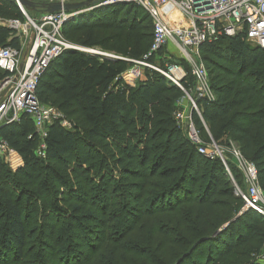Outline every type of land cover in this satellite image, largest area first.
<instances>
[{"label":"trees","instance_id":"1","mask_svg":"<svg viewBox=\"0 0 264 264\" xmlns=\"http://www.w3.org/2000/svg\"><path fill=\"white\" fill-rule=\"evenodd\" d=\"M21 16L13 0H0L1 18ZM148 20L133 4H109L63 23L78 45L118 58L67 49L48 65L36 96L63 112L70 127L47 125L44 157L36 154L28 115L1 125L22 165L12 170L0 157V264H259L264 218L242 209L219 158L177 135L179 87L147 68L135 86L121 77L128 59L149 50ZM13 33L0 24V47H18ZM200 52L215 100L197 99L200 116L193 111L192 121L204 141L205 128L215 141H236L264 196V49L236 34L206 42ZM182 85L188 89L190 80ZM70 176L72 184L64 181ZM36 211L34 236L27 224Z\"/></svg>","mask_w":264,"mask_h":264},{"label":"built area","instance_id":"2","mask_svg":"<svg viewBox=\"0 0 264 264\" xmlns=\"http://www.w3.org/2000/svg\"><path fill=\"white\" fill-rule=\"evenodd\" d=\"M13 1L26 17L27 23L10 19L8 24L1 25L12 29L18 38H24L25 41L29 38V32L32 35L31 41L24 48L10 45L0 47V71L5 74L0 81V124L15 122L21 115H28L39 139L36 154L44 157L47 125L54 120L64 128H69L70 124L57 109L44 107L37 98L35 89L48 65L64 50L72 48L63 36L62 26L74 14L69 16L70 13L59 10L52 13L42 12L31 19L18 0ZM41 1L46 0H39ZM56 1L68 2V0ZM109 4H133L149 17L152 24V41L148 52L141 59H128L131 65L122 72L123 81L127 85H134L141 75V69L147 68L160 73L171 83L185 90L182 82L187 76L185 69L188 70L193 80L194 95L189 97L190 105L187 112L176 113V119L181 120L189 142L199 153L209 158L220 159L235 195L243 201L242 209H252L264 218V196L254 164L236 147L221 148L214 143L215 151L212 148L209 150L191 117L193 111L200 116L195 102L197 99H205L209 102L215 100L208 72L201 57L200 45L213 42L221 35L243 34L248 42L264 49V0H98L97 2L98 6ZM169 43L179 51V59L186 63V67L181 65V62L179 64L172 62L170 54L173 53L172 51H162ZM158 59L164 61L163 68L155 65ZM7 147V143L0 137V149ZM230 167H234L236 176L231 172ZM255 258L257 263L264 264V243Z\"/></svg>","mask_w":264,"mask_h":264},{"label":"rangeland","instance_id":"3","mask_svg":"<svg viewBox=\"0 0 264 264\" xmlns=\"http://www.w3.org/2000/svg\"><path fill=\"white\" fill-rule=\"evenodd\" d=\"M89 6H87L86 8H88ZM84 11H87V10H84ZM21 15H22V13H21ZM27 15L31 18V19H34V18H36V15L34 16V15H29L28 13H27ZM179 15V14H178ZM13 19V18H12ZM18 20H20L23 24H26L27 23V19H26V17L24 16V15H22L21 16V18H17ZM10 21V19L9 18H1L0 17V24H2V23H4V24H8V22ZM146 23H148V25H149V31L151 32V23H150V21L148 20ZM102 33H104L103 31H101ZM101 33V34H102ZM31 35H32V33L31 32H29V38L27 39V43H29L30 41H31ZM63 36H64V38H65V40L67 41V43L69 44V45H71L72 46V48H70L71 50H80V51H84V50H82V49H91V50H93L94 52H98V53H104V54H109V55H112L111 53H109L108 51H106V50H104V49H101V48H99V47H87V48H85V47H82V46H80V45H78L77 43H76V38H75V33H74V31L72 30V27H70L69 25H65V27H64V31H63ZM26 46V45H25ZM167 50H169V51H172L173 53H170L171 54V60H172V62L173 63H177V64H179V51L175 48V46L174 45H172L171 43H169V44H167L166 46H165V48L164 49H162V51L164 52V51H167ZM85 52V51H84ZM163 52H161V54L163 53ZM100 56V55H99ZM155 65L157 66V67H159V68H163L164 67V61L163 60H160V59H158L157 61H155ZM181 65H183L184 67H186V63L184 62V61H182L181 60ZM185 69V68H184ZM146 68H142L141 69V75H140V78L138 79V81L139 80H141L142 78H144V74H145V72H146ZM185 71L187 72V76L185 77L186 79H187V81H189L190 80V86H189V88L188 89H185V90H182L181 88H179V94H177V97H175V99H174V102H173V105H174V107H175V109H177L176 111H175V113H181V112H187V110H188V108H189V105H190V100H189V97H191V96H193L194 95V93H193V80H192V77L190 76V73H189V71L188 70H186L185 69ZM208 72V71H207ZM207 75H208V79H209V81H210V78H211V76L209 75V72L207 73ZM137 81V82H138ZM137 82H135V84L134 85H132V86H135L136 84H137ZM42 103V105L45 107V106H50V107H53V106H51L49 103H46V102H41ZM54 108V107H53ZM60 113H63V112H60ZM233 112H231L230 113V115L232 116H234V114H232ZM232 116V118H234ZM234 120V119H233ZM235 121V120H234ZM238 125H240L241 124V122L239 121V122H237V121H235ZM30 123H31V127L33 128V129H35V127H34V125H33V123H32V121H30ZM175 131H176V133H177V135L179 136V137H184V138H186V139H188L187 138V133H186V131H185V128L183 127V123L181 122V120L179 121V119L175 122ZM205 131H206V129H205ZM206 134H207V137H208V141H204L205 142V144H206V146H207V148H209V150L212 148L214 151H215V149H214V143L216 144V145H218V146H220L221 148H223V147H236V148H238L239 146H238V144L236 143V141L235 140H233L229 135L228 136H223V137H221L220 139H217L216 141L211 137L210 138V134H209V132L208 131H206ZM39 143V139H38V142H37V144ZM99 144H101L100 142H99ZM239 149V148H238ZM84 153H86V151L84 150ZM13 156L12 155H10V157L8 158L7 157V159H11L10 161H13L12 158ZM7 163V162H6ZM15 163V162H14ZM79 164L78 165H82L81 164V162H78ZM89 162H85L84 163V166L85 167H87V169H89V164H88ZM7 165H8V163H7ZM59 169V168H58ZM75 171V174H80L81 173V170L80 169H78L76 166H75V169H74ZM60 172H62V171H66V170H64V169H60L59 170ZM67 171H70L69 169L67 170ZM90 173H92V171H90ZM65 174H66V172H65ZM72 177L73 176H70L69 178H68V181H67V178H65L64 179V181L65 182H70L71 184L72 183H74V181L72 180ZM84 178V177H83ZM82 178V179H83ZM62 189H66V188H62ZM66 191V190H65ZM59 193H62V190H60V192ZM58 207H62V209L64 208V209H67V211L68 210H70V205L69 204H64L63 202H59V201H56V203H55ZM88 209H90L89 207L88 208H86V211L88 210ZM37 211L35 212V214L31 217V219H30V221H29V223L27 224V229H29L30 231H33L34 233H33V235L35 236L38 232H37V228L38 227H36V225L37 224H40V223H38V221H37V218H35V217H37ZM30 214V211H28L27 212V215H29ZM41 221H43V218H41ZM40 221V222H41ZM31 240H33V237H32V239ZM106 243H104L103 244V247H106ZM202 249L204 250V249H206V246L204 245L203 247H202ZM36 250H32V252L29 254V256H33V257H35V255H36V252H35ZM102 251V250H101ZM100 251V252H101ZM99 252V253H100ZM197 256H200V254H199V251H197L196 252V254H195V256H193V258L194 257H197ZM31 260H29L28 258L27 259H23V264H30V263H32V262H30ZM48 262H50V259H48L47 260ZM21 262V261H20Z\"/></svg>","mask_w":264,"mask_h":264},{"label":"water","instance_id":"4","mask_svg":"<svg viewBox=\"0 0 264 264\" xmlns=\"http://www.w3.org/2000/svg\"><path fill=\"white\" fill-rule=\"evenodd\" d=\"M18 2L25 8V9H37L40 8L43 12L52 13L54 11L64 10L68 13H70L69 16L72 14H76L77 12L82 11L85 6H89L90 4H95L98 2V0H86V1H80V2H64L61 3L59 1H51V2H36L32 0H18ZM92 7L88 8L89 10ZM85 52L91 53V54H97L103 57H110V58H118L113 55L104 54V53H98L94 51H88L84 50ZM247 210V209H246Z\"/></svg>","mask_w":264,"mask_h":264},{"label":"crops","instance_id":"5","mask_svg":"<svg viewBox=\"0 0 264 264\" xmlns=\"http://www.w3.org/2000/svg\"><path fill=\"white\" fill-rule=\"evenodd\" d=\"M33 1H36V2H38L39 0H33ZM51 1H56V0H46V1H44V2H51ZM68 1H70V2H80V1H86V0H68ZM42 2V1H41ZM39 3V2H38ZM97 5V3H95V4H90L89 5V7L88 8H90V7H94V6H96ZM98 6V5H97ZM87 6H85L83 9H81L82 11H80V12H83L84 10H89L88 8H86ZM91 8V9H92ZM37 9L38 10H34V9H30V12H29V15H36V17L37 16H39L43 11L40 9V8H38L37 7ZM90 9V10H91ZM26 13H27V11H26ZM79 13V12H78ZM74 15H76V14H74ZM73 16V15H72ZM13 19H16V18H13ZM13 35H14V37H16L17 38V40H18V47H21V46H23V48L25 47V45H27V41H25L24 40V38L22 39V38H18L14 33H13ZM0 81H1V79H0ZM2 124H4V123H2ZM2 124H0V127H1V125ZM1 137V136H0ZM10 155H12L13 157V161H10L11 159H7V157L9 158L10 157ZM0 157H2L3 158V160L5 161V162H7L8 163V166L12 169V170H16L18 167H20L21 165H22V160H21V158H20V156L14 151V150H12L11 148H9V147H7L6 149H0ZM15 162V163H14Z\"/></svg>","mask_w":264,"mask_h":264}]
</instances>
